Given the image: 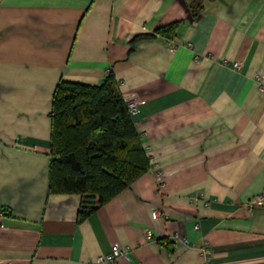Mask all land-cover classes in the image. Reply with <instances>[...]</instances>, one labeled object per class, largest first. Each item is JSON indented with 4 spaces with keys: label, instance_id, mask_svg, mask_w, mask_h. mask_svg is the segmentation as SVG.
Here are the masks:
<instances>
[{
    "label": "crops",
    "instance_id": "obj_1",
    "mask_svg": "<svg viewBox=\"0 0 264 264\" xmlns=\"http://www.w3.org/2000/svg\"><path fill=\"white\" fill-rule=\"evenodd\" d=\"M188 1L0 0V264H97L114 242L115 264H204L203 245L264 264V0L194 20ZM108 70L149 167L79 219V193L49 190L52 97Z\"/></svg>",
    "mask_w": 264,
    "mask_h": 264
},
{
    "label": "trees",
    "instance_id": "obj_2",
    "mask_svg": "<svg viewBox=\"0 0 264 264\" xmlns=\"http://www.w3.org/2000/svg\"><path fill=\"white\" fill-rule=\"evenodd\" d=\"M204 1H188L191 19L199 16ZM179 24L172 21L153 33L136 34L131 42L170 37ZM50 117L49 190L79 193V219L148 169L149 159L111 70L94 84L60 79Z\"/></svg>",
    "mask_w": 264,
    "mask_h": 264
},
{
    "label": "built area",
    "instance_id": "obj_3",
    "mask_svg": "<svg viewBox=\"0 0 264 264\" xmlns=\"http://www.w3.org/2000/svg\"><path fill=\"white\" fill-rule=\"evenodd\" d=\"M233 67L238 68L240 66V63L238 61H233L232 63ZM136 105H137V98H131L127 101V108L132 115L136 111ZM262 199V195L256 196L253 200L254 201H259ZM3 214V209L0 207V217ZM159 215V210L157 208H152L151 209V216L156 217ZM197 227V226H196ZM147 237H151V232L147 231L146 233ZM174 238L177 237V234L173 236ZM130 250L129 246H123L119 244L118 242H114L110 250L103 253L99 254L96 258L95 261L97 264H115V260L117 257H119L122 254H126ZM201 250L204 255V264H211V255L210 252L208 251V248L206 246H202Z\"/></svg>",
    "mask_w": 264,
    "mask_h": 264
}]
</instances>
